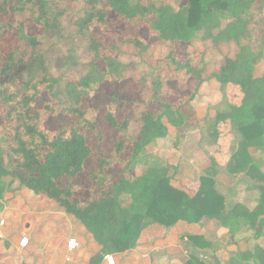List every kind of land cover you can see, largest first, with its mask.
<instances>
[{
    "label": "trees",
    "instance_id": "16d2710c",
    "mask_svg": "<svg viewBox=\"0 0 264 264\" xmlns=\"http://www.w3.org/2000/svg\"><path fill=\"white\" fill-rule=\"evenodd\" d=\"M245 2L0 0V198L47 199L84 232L88 264L178 220L242 218L259 237L264 37L250 54ZM233 243L264 264V238Z\"/></svg>",
    "mask_w": 264,
    "mask_h": 264
},
{
    "label": "crops",
    "instance_id": "0c3cea01",
    "mask_svg": "<svg viewBox=\"0 0 264 264\" xmlns=\"http://www.w3.org/2000/svg\"><path fill=\"white\" fill-rule=\"evenodd\" d=\"M6 185L9 178L1 179ZM22 205L24 207H22ZM0 264H88L90 253L84 247V232L66 214L55 210L45 198L28 196L23 202L10 204L0 198ZM248 222L242 218L222 217L212 219L204 227L178 220L171 226L151 225L145 227L134 248L124 252L99 255V264H108L111 255L114 264H253L237 257L233 243L247 240L248 248L260 244L259 237L247 229ZM23 236L27 245L19 248ZM76 238L75 249L66 259L67 240ZM184 244H182V240Z\"/></svg>",
    "mask_w": 264,
    "mask_h": 264
},
{
    "label": "rangeland",
    "instance_id": "374dc122",
    "mask_svg": "<svg viewBox=\"0 0 264 264\" xmlns=\"http://www.w3.org/2000/svg\"><path fill=\"white\" fill-rule=\"evenodd\" d=\"M138 0H129V3L131 5H135ZM180 0H170V3L168 5V9L170 12H176L178 11V2ZM245 6L243 7V11L241 13L242 19L247 24V33L248 38L251 43V47L249 49V53H253L254 46H259L261 40L264 37V0H245ZM216 15L220 21V24H225L226 22L230 21L231 18L226 14L224 11H216ZM217 30V27L214 25H208L204 27L202 30H199L198 32L194 33L192 36V40H202V39H208L215 31ZM239 74L236 73V76ZM191 113V110L188 111ZM213 113L210 112L211 122L210 126L213 124ZM168 131L175 136V134L180 133L183 134L184 130L183 127H168ZM170 159L173 160H179V156L177 153L172 152L170 154ZM209 163L205 164L203 167H206ZM201 173L200 169H197L193 167L189 162L187 161H179L178 163V174L182 177H187L191 180H196L198 175ZM126 200V199H125ZM127 202V200H126Z\"/></svg>",
    "mask_w": 264,
    "mask_h": 264
},
{
    "label": "built area",
    "instance_id": "2783aa9c",
    "mask_svg": "<svg viewBox=\"0 0 264 264\" xmlns=\"http://www.w3.org/2000/svg\"><path fill=\"white\" fill-rule=\"evenodd\" d=\"M4 223L3 219H0V225H2ZM28 242V238L26 236H23L19 242V248H24L27 245ZM75 240L73 238H69L67 241V249L68 252L66 253V259L70 260L71 259V254H70V250H72L75 247ZM106 261L108 262V264H114V260L113 257L111 255H107L106 257Z\"/></svg>",
    "mask_w": 264,
    "mask_h": 264
}]
</instances>
